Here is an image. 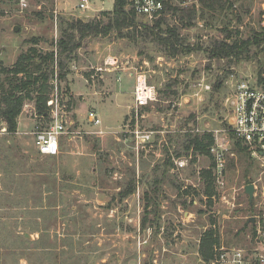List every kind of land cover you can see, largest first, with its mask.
I'll list each match as a JSON object with an SVG mask.
<instances>
[{
	"label": "rangeland",
	"instance_id": "rangeland-1",
	"mask_svg": "<svg viewBox=\"0 0 264 264\" xmlns=\"http://www.w3.org/2000/svg\"><path fill=\"white\" fill-rule=\"evenodd\" d=\"M25 1L21 10L19 0H0L1 67H11L32 39L36 49L50 51L60 18L102 19L114 2L93 0L95 12H82L74 8L76 1ZM229 1L231 8L182 32L195 49L188 55L157 53L146 61L114 33L85 39L68 62L65 81H56L61 114L75 122L74 139L62 142L56 157L38 156L34 145L51 107L49 117L40 118L33 103L25 102L15 132L0 137V264H209L199 252L209 231L218 241L212 256L221 247H253L255 223L264 213V160L245 145L247 153L240 152L230 134L226 144L224 100L230 80L256 76L257 66L230 65L209 59L207 52L210 41L223 39L225 27L240 37L264 27V0ZM175 3L198 7L199 0ZM110 57L119 59V68L143 73L155 87V100L137 117L122 120L121 109L112 105L96 110L97 97L105 106L109 102L106 89L100 96L94 92L101 91L97 69L107 73L104 62ZM92 110L100 126L86 120ZM103 126L107 130L98 135ZM134 129L152 132L150 142L137 143ZM205 133L225 145L223 188L214 170L212 185L202 178L211 164L208 156L182 148L186 135ZM181 161L182 168L176 164ZM246 185L256 189L251 202Z\"/></svg>",
	"mask_w": 264,
	"mask_h": 264
},
{
	"label": "trees",
	"instance_id": "trees-1",
	"mask_svg": "<svg viewBox=\"0 0 264 264\" xmlns=\"http://www.w3.org/2000/svg\"><path fill=\"white\" fill-rule=\"evenodd\" d=\"M231 7L229 0H199L198 7H180L175 0H166L160 17L143 21L127 6L126 0H114L112 10L103 12L102 19L83 22L60 18L58 38L50 44V51H39L35 47L38 41L32 39V47L21 53L11 67L0 66V121L6 124L9 133H14L17 119L27 101L33 103L37 117H49L54 87L51 82L55 74L58 83L65 81L68 62L87 38L114 33L119 39L133 45L138 50L137 55L146 61H152V54L157 53L169 58L188 55L195 49L186 45L182 32L195 28L198 19L211 18ZM221 32L224 33L223 39H214L209 43V59L226 60L230 65L254 63L258 74L263 71L264 27H260L259 31L251 30L245 37H240L239 31H229L226 27ZM230 137L240 152L247 153L246 145ZM183 139L182 148L186 152L210 158V166L201 173L209 187L215 167L210 154L213 135H186ZM213 245H218V241L209 231L199 247L202 259L208 263L212 259Z\"/></svg>",
	"mask_w": 264,
	"mask_h": 264
},
{
	"label": "built area",
	"instance_id": "built-area-1",
	"mask_svg": "<svg viewBox=\"0 0 264 264\" xmlns=\"http://www.w3.org/2000/svg\"><path fill=\"white\" fill-rule=\"evenodd\" d=\"M56 1H76L74 8L85 12H95L93 0H56ZM102 2L103 0H96ZM127 6L132 9L138 19L151 21L161 16L166 0H126ZM27 7L25 0H19V8ZM262 9V20L264 24V4ZM56 14V12H54ZM104 64L109 67H117L118 60L115 57L108 58ZM102 69H98L101 71ZM234 78V76H230ZM57 78L51 82L53 84V99L50 101V125L48 129L37 132L36 146L40 155L56 156L59 153L58 138L61 135H70L66 128L68 124L61 114V107L58 103ZM135 84L133 90L134 115L145 108L150 102L155 100V87L147 82L143 73L135 74ZM208 89V87H206ZM53 106V107H52ZM224 106L228 113L227 131H224L226 144L229 143V134L234 139L242 142L251 151L253 156L264 160V66L261 73L256 76H241L236 80H230L229 91L224 100ZM87 119L94 126H100L101 121L92 111L88 112ZM6 124H0V137L7 135ZM102 135V131L97 132ZM137 143H148L151 140L152 132L141 133L138 129L132 131ZM224 144H218L214 137V143L210 147V154L213 156L215 167L214 175L217 185L220 188L225 186L223 172V152ZM180 168L184 167V161L176 163ZM254 187V186H253ZM256 189L254 188V191ZM255 236L253 247L244 248H218L215 249L209 264H264V213L255 223Z\"/></svg>",
	"mask_w": 264,
	"mask_h": 264
},
{
	"label": "crops",
	"instance_id": "crops-1",
	"mask_svg": "<svg viewBox=\"0 0 264 264\" xmlns=\"http://www.w3.org/2000/svg\"><path fill=\"white\" fill-rule=\"evenodd\" d=\"M132 58H133V61L137 60V57H132ZM117 60H119V59H117ZM118 68L119 67L117 66V67H110L108 69H104V70H106L105 72H107V73H103L102 70L98 71V69H97V72L100 73L99 74V78H100V80H102V82L100 84L101 87L97 88L96 90L100 89L101 91L94 92V94H97L98 96H100L103 91L107 90L109 92L110 96L107 97L109 102H108V105H106V106L104 104H102L101 102H99L100 101L99 97H97L96 98L97 101L95 103L96 110L97 109L109 108L112 105L115 109H121L122 117H123L122 120H124V118H126V116H128L129 114L132 115L130 117V119H131L133 117V115H134L133 114L134 113V111H133V106H134L133 90H134V84H135L134 83L135 82L134 77H135V74H136V70L133 69V67H131V66L128 67V66H125V65H122L121 68H119V70H118ZM87 84H88V82H87ZM84 88L85 89H83L82 91L85 92L86 94H89L91 92V90H89L88 87L84 86ZM83 92L78 93V95L83 96L84 95ZM103 94H104V92H103ZM74 95H76V94L73 93V96ZM127 97H130L132 99L129 103H127L126 100H125V98H127ZM82 99L86 100L83 97H82ZM100 107H102V108H100ZM96 110L95 111L92 110V112H94L96 114V116L98 117V114H97ZM88 112H90V111H88ZM67 119L68 118H66V120ZM86 120L88 121L87 116H86ZM50 122H51V120L48 119V124L46 123V125H44L45 122L41 123L39 128L40 129L42 128L44 130L48 129V127L50 125ZM67 122H68V124H66V128L70 131V135H61L58 138L59 153H60V148H61V143L62 142H68L69 143L70 141H72L74 139L73 136L75 134V131L72 130L73 128L71 127V125L72 124L75 125V122L72 119L67 120ZM88 123H89V121H88ZM92 126L93 127H97V126H94V125H92ZM44 130H39V132L44 131ZM98 130L99 131L107 130V128H106V126H103V129L101 128V129H98ZM34 145H35V150H36V153H37L38 156H41V157H56L59 154L58 153L56 156L40 155L38 150H37V146H36V137H34Z\"/></svg>",
	"mask_w": 264,
	"mask_h": 264
},
{
	"label": "water",
	"instance_id": "water-1",
	"mask_svg": "<svg viewBox=\"0 0 264 264\" xmlns=\"http://www.w3.org/2000/svg\"><path fill=\"white\" fill-rule=\"evenodd\" d=\"M17 30H18V28L17 27H14L13 31L16 32ZM244 193H245V195L248 196L249 202H251L252 199H253V194H254V187H253V185H246L244 187ZM248 222L251 223V224H253L254 223V219L253 218H250L248 220Z\"/></svg>",
	"mask_w": 264,
	"mask_h": 264
}]
</instances>
